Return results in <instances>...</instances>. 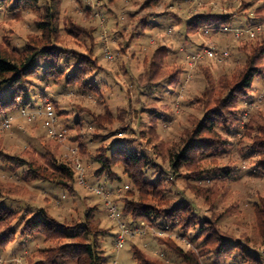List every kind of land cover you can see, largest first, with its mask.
I'll list each match as a JSON object with an SVG mask.
<instances>
[{"label": "rangeland", "instance_id": "374dc122", "mask_svg": "<svg viewBox=\"0 0 264 264\" xmlns=\"http://www.w3.org/2000/svg\"><path fill=\"white\" fill-rule=\"evenodd\" d=\"M146 1L86 0V4L63 1V17L72 16L86 28H95V44L86 37L72 41L66 32L62 38L82 53H90V48L93 49L92 57L96 58L98 69L93 71L90 83L99 90L84 93L78 87H59L33 78L34 93H30L31 102L26 108L37 115L33 120L21 117L25 106L20 103L0 111V127L6 118L13 121L11 129H0V151L29 159L34 154L40 158L38 155L49 150L59 163L75 169L79 179L67 190L55 183L32 179L25 167L16 171L0 162V202L19 211L25 219L44 208L61 223L82 225L87 213L94 214L97 218L94 222L108 230L102 247L110 264H135L133 244L164 264L178 262L165 241L199 254L202 242L199 228L165 229L167 226L159 228L148 222L143 223L150 227L146 237L129 235L124 247L117 246L119 222L112 218L108 203L116 204L122 212L123 200H138L139 191L123 173L121 164L113 167L121 181L113 184L107 183L105 176L99 178L100 166L95 158L99 152L105 153L113 146L141 150L158 166L150 174L152 180L161 175L169 178L165 191L168 204L184 201L199 215L200 222L216 220L222 233L244 242L264 264V226L257 212L264 202V175L256 167L258 156L250 152L248 142L238 135L240 128L230 131L220 128L230 138L232 147L206 156L200 164L205 170L216 166L231 168L233 175L227 181L209 174L198 180L199 175L189 173L187 167L177 173L171 169L173 154L183 147L185 135L205 114L202 101L209 88L208 76L216 83L223 77L231 78L247 57L242 49L246 43H241L233 33H210L202 29L189 32V22L199 12L227 11L236 14L229 26L233 32L246 30L248 17L264 18V0H155L151 6L144 7ZM89 3L95 11L92 9L88 13L84 9ZM245 4L248 9H243ZM38 14L35 10L1 7L0 45L22 50L32 37L40 35L36 27ZM144 18L148 19L146 30ZM100 19L103 22L97 27ZM61 27L65 28L64 19ZM210 45L219 55L225 50L230 56L194 59L195 54ZM163 46L167 51L161 50ZM176 71L180 72V77L174 86L170 78ZM10 94L11 89L6 85L0 91V98L6 101ZM44 102L55 110L57 122L53 131L63 138L51 135ZM241 107L244 110L242 124L251 114L264 113V76L255 80L251 95ZM122 215L130 228L144 226H135ZM21 220L14 224L15 240L0 247L2 264H33L39 261V250L56 244L45 243L37 235L20 236ZM202 263L247 264L213 255L203 257Z\"/></svg>", "mask_w": 264, "mask_h": 264}, {"label": "trees", "instance_id": "16d2710c", "mask_svg": "<svg viewBox=\"0 0 264 264\" xmlns=\"http://www.w3.org/2000/svg\"><path fill=\"white\" fill-rule=\"evenodd\" d=\"M63 1L0 0V8H14L16 11L28 9L39 13L36 27L40 32V35L32 37L22 50L0 45V91L6 85L11 89L10 98L6 101L0 98V111L12 109L19 103L25 106L24 109H27L31 102L29 95L34 93L33 78L59 87H78L84 93L98 92L99 89L90 83L93 71L98 69L96 58L92 57L93 49L90 48V53H82L67 45L62 38L63 32H66L72 41L86 37L92 44H95V28H86L76 22L72 16L63 17ZM75 1L78 4L80 2L86 4L84 2L86 0H73L72 2ZM111 1L118 2L119 0ZM154 1L147 0L144 7L151 6ZM242 7L248 9L249 6L245 4ZM93 8L90 5L84 10L89 13ZM259 11L260 9L257 12ZM235 16L236 14L227 11L220 13L211 11L208 14L199 12L189 22L187 30L195 32L202 29L214 33L225 32L227 31L225 29L228 28L229 33H233V28L229 26L233 24ZM258 17H248L249 28L241 30L243 31L241 37L237 38L233 33L237 39L241 40V43H246V46L242 48L247 56L245 63L231 78L223 77L217 83L208 76L209 88L207 92H204L202 101L205 106V114L196 123V126L187 132L183 139V147L173 154L171 159L173 173L187 167L189 173L199 175L198 180L210 175L212 178L227 181L233 175L231 168L216 166L212 170H205L201 169L200 164L206 156L221 153L232 147L233 143L230 138L224 135L220 128L227 131L240 128V131L237 132L238 135L243 141L248 142L247 148L250 152L254 156H258L256 167L264 175V113H253L248 121L242 124L244 110L241 107L251 95L255 80L264 76V29L254 37L249 33V30L264 25V18ZM63 19L65 28L61 27ZM100 20L97 27L103 22L102 19ZM143 22L144 30H146L148 19L144 18ZM163 49L166 47L163 46L161 50ZM224 52L226 51L224 50ZM224 52L222 51L220 54L222 58ZM179 77L180 72L176 71L170 78L171 84L174 86L178 84ZM44 105L47 107L50 104L44 102ZM46 116L47 124L52 132L57 122L55 110L52 117ZM154 117L157 115L155 114ZM38 156L40 158L34 154L31 158L26 159L0 151V162H5L8 168L16 171L25 167L28 176L32 179L48 181L71 190L72 184L79 179L75 169L68 164L59 163L55 154L49 150ZM95 161L100 166L97 171L99 178L105 176L107 180L105 181L113 184L121 181V177L113 172V167L121 164L123 173L138 189L139 199L129 200L127 198L123 200L122 209V213L132 223H135V226L148 222L159 228L167 226L165 229L184 231L200 229L199 236L202 242L199 244V254L186 251L172 242L165 241L166 247L178 258V262L175 264H203L202 258L210 255L238 259L247 264H262L257 253H254L248 245H245L241 240H233L222 233L215 223L216 220L203 219L200 222L199 215L190 204L184 201L168 204L165 191L169 178L161 175L152 180L150 174L153 170L158 169V166L148 153L113 146L105 153L99 152ZM0 193H2L1 190ZM257 212L261 224L264 226L263 201ZM94 219V214L87 213L82 225L80 223H61L44 208L39 209L36 215L25 219L19 211L0 202V247H5L15 240L14 224L21 220L23 226L19 233L20 236L33 237L37 235L41 236L45 243L56 242L55 245L47 249L39 250V261L33 264H63L67 262L72 264H110L102 247V239L108 230L100 228ZM131 250L135 264H164L151 257L137 245L133 244Z\"/></svg>", "mask_w": 264, "mask_h": 264}, {"label": "built area", "instance_id": "2783aa9c", "mask_svg": "<svg viewBox=\"0 0 264 264\" xmlns=\"http://www.w3.org/2000/svg\"><path fill=\"white\" fill-rule=\"evenodd\" d=\"M73 1V0H72ZM262 29H264V25L263 26H258L256 29L254 30H249V33L251 34L252 37L256 36V34L260 31H262ZM225 30L229 31L228 28H226ZM208 32V31H207ZM235 34V36L237 38L241 37L243 35V31L241 30H235V32H233ZM196 56L194 57L195 60H202L203 58H217L219 59V52L216 50V48L213 45L207 46V49L203 52L197 53L195 54ZM223 57H228L229 56V52L226 51L223 54ZM46 114L49 117L53 116V109L51 105H48L46 107ZM36 114H33L32 112L28 111L27 109H23L21 111V116L23 118H26L27 120H33L36 117ZM13 126V121L10 118H6V120L3 122L2 126L0 127V129L2 131L4 130H9L11 129ZM51 135H53L54 137H58V138H63V135L58 134L57 132H51ZM81 170V168H78ZM108 209L111 213V216L113 219L118 220L119 222V228H120V232L118 233L117 239H116V243L117 246L119 248H122L125 246V242H126V237L127 236H132V237H140V238H144L147 236L148 234V229H150L149 226H138L135 228H130L127 223H125L123 221V215L121 210L119 209V207L112 203L109 202L108 203ZM162 257H164V255L162 254ZM0 264H2L1 260H0Z\"/></svg>", "mask_w": 264, "mask_h": 264}, {"label": "crops", "instance_id": "0c3cea01", "mask_svg": "<svg viewBox=\"0 0 264 264\" xmlns=\"http://www.w3.org/2000/svg\"><path fill=\"white\" fill-rule=\"evenodd\" d=\"M91 3H93V2H91ZM93 5H94V3H93ZM95 6V5H94ZM101 6H99V8H100ZM170 20V19H169ZM171 21V20H170Z\"/></svg>", "mask_w": 264, "mask_h": 264}]
</instances>
